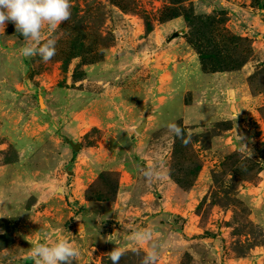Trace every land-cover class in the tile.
I'll return each instance as SVG.
<instances>
[{"label":"rangeland","instance_id":"obj_1","mask_svg":"<svg viewBox=\"0 0 264 264\" xmlns=\"http://www.w3.org/2000/svg\"><path fill=\"white\" fill-rule=\"evenodd\" d=\"M70 4L48 62L0 31V264H264V0Z\"/></svg>","mask_w":264,"mask_h":264},{"label":"clouds","instance_id":"obj_2","mask_svg":"<svg viewBox=\"0 0 264 264\" xmlns=\"http://www.w3.org/2000/svg\"><path fill=\"white\" fill-rule=\"evenodd\" d=\"M70 8V0H0V31L4 32L8 22L13 23L17 33L26 41L34 42L22 46L20 54L26 58L39 55L44 62H48L56 54L55 40L48 39L41 43V30L46 25L50 30H55L62 22L69 20ZM166 127L183 144L190 142V138H185L183 129L176 123L170 122ZM249 155H252L251 150ZM143 174L149 181L160 179V174L151 168ZM131 238L137 243H147L151 241L152 234L146 230L138 231ZM124 254L125 250L120 246L107 253L111 264H119ZM79 255V249L63 238L52 244L37 243L30 249L33 264H72ZM157 258L156 245L152 244L141 264H155Z\"/></svg>","mask_w":264,"mask_h":264},{"label":"water","instance_id":"obj_3","mask_svg":"<svg viewBox=\"0 0 264 264\" xmlns=\"http://www.w3.org/2000/svg\"><path fill=\"white\" fill-rule=\"evenodd\" d=\"M145 126H146V121H143L138 127H136L135 131L137 133H141ZM60 191L62 192V190Z\"/></svg>","mask_w":264,"mask_h":264}]
</instances>
